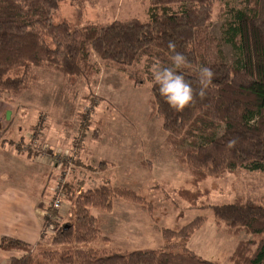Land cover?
Listing matches in <instances>:
<instances>
[{"label":"rangeland","instance_id":"rangeland-1","mask_svg":"<svg viewBox=\"0 0 264 264\" xmlns=\"http://www.w3.org/2000/svg\"><path fill=\"white\" fill-rule=\"evenodd\" d=\"M83 1L78 8L62 5L55 21L148 19L149 0ZM243 4L245 0L216 1L214 22L200 48L207 64L236 66L238 52L225 42L224 33ZM92 55L98 71L89 75V84L38 66L31 67L26 76L34 80L27 79L29 83L24 81L16 92L0 94L15 110L9 123L2 120L6 126L3 141L8 136L12 149L22 148L25 156L28 150L32 152L29 157L47 164L46 208L43 216L39 214L42 234L34 251L44 253L41 264H59V254L75 248L125 253L171 247L175 253L186 250L220 264L233 251L249 255L264 234L218 222L210 206L235 199L264 206V173L248 171V165L221 177L194 181L192 172L165 145L161 118L151 107L150 84H134L126 74L106 67ZM22 73V68L15 69L9 76ZM102 186L113 197L110 209L90 208L96 238L87 244H52L57 224L74 216L75 197ZM131 192L135 197L124 196ZM56 199L58 209L53 208Z\"/></svg>","mask_w":264,"mask_h":264},{"label":"trees","instance_id":"trees-1","mask_svg":"<svg viewBox=\"0 0 264 264\" xmlns=\"http://www.w3.org/2000/svg\"><path fill=\"white\" fill-rule=\"evenodd\" d=\"M216 1L149 0L146 21L82 23V19L69 23L55 21V14L62 5L78 8L83 0H0V94L16 92L24 81L34 80L26 76L31 67L38 66L89 84V75L95 76L98 71L94 53L102 64L126 74L134 84H150L151 107L161 118L165 145L192 172L194 181L221 177L248 165L250 169L246 170L264 173V0H245L225 26V42L238 52L235 67L207 64L202 58V37H208L214 22ZM169 42L175 44L174 51L169 49ZM176 53L184 55L187 63L175 70L195 90L193 102L180 111L171 108L159 94L152 73L156 65L172 67L171 58ZM201 67L211 68L214 73L203 99L197 94ZM20 68L22 75L9 76L11 70ZM230 142H234L232 147ZM16 150L22 148L16 146ZM26 153L32 156V152ZM69 190L67 186V196ZM124 194L135 197L132 192ZM112 197V191L103 186L76 196L74 216L57 224L51 243L92 242L98 232L90 208L110 209ZM210 210L218 222L264 234L261 204L235 199L212 205ZM39 243L29 245L3 237L0 248L18 253L6 264H41L45 255H40L44 253L34 252ZM171 249L121 253L75 248L67 254L60 253L59 264H220L186 250L175 253ZM224 264H264V238L249 255L233 251Z\"/></svg>","mask_w":264,"mask_h":264},{"label":"crops","instance_id":"crops-1","mask_svg":"<svg viewBox=\"0 0 264 264\" xmlns=\"http://www.w3.org/2000/svg\"><path fill=\"white\" fill-rule=\"evenodd\" d=\"M14 112V108L0 99V240L9 237L31 244L37 243L42 234L39 214L42 216L46 208L47 164L12 149L6 141L8 136L3 141L6 126L2 120L9 123ZM15 254L0 248V264H6Z\"/></svg>","mask_w":264,"mask_h":264},{"label":"clouds","instance_id":"clouds-1","mask_svg":"<svg viewBox=\"0 0 264 264\" xmlns=\"http://www.w3.org/2000/svg\"><path fill=\"white\" fill-rule=\"evenodd\" d=\"M169 49L175 50V44L169 42ZM172 67L161 68L156 65L152 69L155 84L159 86V94L164 98L165 102L177 111L183 110L194 100V89L191 84L185 79L183 74L178 73L175 69L187 63L184 55L176 53L172 56ZM214 73L211 68L201 67L199 70L198 95L200 98L206 96V90L211 84ZM234 142L229 143V147L233 146Z\"/></svg>","mask_w":264,"mask_h":264},{"label":"built area","instance_id":"built-area-1","mask_svg":"<svg viewBox=\"0 0 264 264\" xmlns=\"http://www.w3.org/2000/svg\"><path fill=\"white\" fill-rule=\"evenodd\" d=\"M57 196H59V194L57 195ZM53 208L54 209H58L59 208V201H58V199H56L54 202H53ZM42 216H43V214H42ZM46 216H47V218H52L51 216H50V214H46Z\"/></svg>","mask_w":264,"mask_h":264}]
</instances>
